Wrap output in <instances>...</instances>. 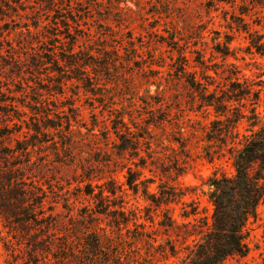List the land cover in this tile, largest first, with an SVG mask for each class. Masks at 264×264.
Masks as SVG:
<instances>
[{
	"label": "rangeland",
	"instance_id": "obj_1",
	"mask_svg": "<svg viewBox=\"0 0 264 264\" xmlns=\"http://www.w3.org/2000/svg\"><path fill=\"white\" fill-rule=\"evenodd\" d=\"M151 1L157 4L148 5ZM71 2L82 25L76 50L97 64L93 93L81 81L70 80L77 74L62 63L46 59L55 42H45L50 17L37 1L0 0V198L2 185L11 182L5 192L20 188L34 194L27 204L32 207L42 188L45 211L52 210L65 233L60 239L84 242L86 234L100 239L105 219L96 214L100 201L94 196L113 181L125 191L117 201L128 211L125 217L138 219L137 225L115 232L114 242H174L179 248V242L197 241L187 234L203 225L201 218L211 223L209 180L235 175L229 153L233 143L210 139L216 129L224 130L222 123L212 124L222 119L212 109L198 108L191 91L168 77L169 65L178 57L174 48L183 45L189 46L191 66L202 58L207 74L219 72V82L236 74L244 77L260 92L255 107L259 125H264V56L251 45L252 40L264 44V0H237L233 7L210 0ZM152 14L160 15L153 19ZM40 15L43 23L35 28ZM56 49L63 57L59 50L67 45ZM42 58L46 65L39 69L36 61ZM100 64H107L104 71ZM251 130L243 120L236 130L239 140ZM27 143L36 147L20 151ZM129 170L133 190L126 185ZM164 196L168 202L159 207ZM189 214L196 215L183 217ZM17 228L0 212V264L26 262L27 244L38 232L24 234ZM101 234L114 237L111 229ZM245 237L247 256L224 264H264V203L248 222Z\"/></svg>",
	"mask_w": 264,
	"mask_h": 264
},
{
	"label": "trees",
	"instance_id": "obj_2",
	"mask_svg": "<svg viewBox=\"0 0 264 264\" xmlns=\"http://www.w3.org/2000/svg\"><path fill=\"white\" fill-rule=\"evenodd\" d=\"M36 1L47 15L46 17H50L48 21L50 36H44L45 42H55L50 44L51 50L47 49L51 54H48L46 59L52 65L58 66L62 63L65 68L77 74L70 80L81 81L85 89L92 92L91 89L96 87L93 82L97 81L98 76L94 70L97 64L92 58L76 50L81 39L79 31L82 25L76 18L77 14L74 13L72 0ZM210 1L232 7L237 6V0ZM147 4L156 5L157 3L151 1ZM244 13L242 10L241 14ZM152 15H154L153 19H157L155 16L160 14ZM42 18L43 15L38 17L35 28H39L43 23ZM240 25L238 24L239 27ZM152 31L160 33L156 27H153ZM62 45H67V50H59L63 51V57L60 52L54 51ZM251 45L258 54L264 56V44L252 40ZM188 47L182 45L180 48H174L178 57L169 65L168 77L182 82L191 91V100L198 103L199 109H212L217 117L222 119L212 124L215 126L222 123L225 125L224 130L216 129L212 132L214 134L210 139L225 143L230 138L233 143L229 153L233 159L235 175L213 177L208 182L209 202L213 206L211 223L209 224L206 218H201L199 223L201 220L204 222L203 225L198 226L199 230L196 229L187 234V238L196 237L198 240L191 244L179 242L181 246L179 248L174 242H114L115 232L121 233L129 229L132 224L137 225L138 219L125 217L128 211L123 204L117 202L125 191L119 190L113 181H109L100 186V194L94 196L97 201H100V211H96V214L105 219V228H100V239L97 234H86L87 236H84L87 238L84 242H63L59 236L65 233L59 228L60 223L55 219L52 210L45 211L43 189L41 188L40 196L33 201L35 203L31 207V204H27L35 195L27 194L20 188L19 190L9 188L5 192L6 187H11L9 182L7 185H2L4 196L0 198L1 215L7 221L18 225L17 229L24 234L32 229L38 232L27 244L25 264H224L229 258L247 256L245 228L250 220L256 219L258 207L264 203V125H259L255 107L259 103L260 92L247 79L240 78L239 74L226 78L227 83L219 82V72L214 71L215 77L207 74L210 70L202 58L195 59L193 61L195 66H191V60L187 56ZM216 51L225 57L229 55L227 52H222L220 48ZM190 53L200 55V52ZM36 62L35 67L39 69L46 65L43 58ZM106 65L100 64V70L104 71ZM191 68H199L203 73L198 75V72L192 71ZM88 69H91L93 76L89 75ZM64 79L61 77L58 80L60 88L65 85ZM236 103L240 105V109H247L249 114L235 108ZM243 120L252 130L250 136H243L239 140L240 134L236 130ZM122 121L125 125L123 127L128 129L123 116ZM68 123L70 125L71 122ZM44 127L48 128V126ZM35 132L40 133V130L36 129ZM33 140L38 144L43 143L38 138ZM26 146L27 148H22L20 151H28L30 147H36L35 144L28 143ZM122 151H126V148ZM134 183L135 179L131 177L129 170L126 182L129 190L134 189ZM87 195L92 196V192L88 190ZM164 199L166 201L159 202V207L168 202L167 197L164 196ZM195 215L189 214L183 217L189 219ZM162 227L174 228L172 224H162ZM105 229H111L114 237L102 235L101 231ZM49 238L52 241L48 242ZM181 253L184 254L182 257ZM172 259H178L179 262H171ZM14 262L10 264H15Z\"/></svg>",
	"mask_w": 264,
	"mask_h": 264
}]
</instances>
